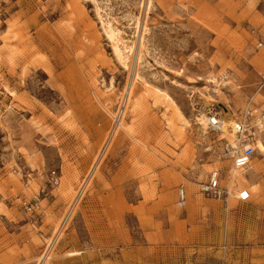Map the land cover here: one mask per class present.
Instances as JSON below:
<instances>
[{"label":"rangeland","instance_id":"374dc122","mask_svg":"<svg viewBox=\"0 0 264 264\" xmlns=\"http://www.w3.org/2000/svg\"><path fill=\"white\" fill-rule=\"evenodd\" d=\"M150 1L0 0V264H38L70 210L47 264H264V155L248 201L203 195L212 170L228 190L230 159L196 120L254 92L264 0ZM102 21L133 46L127 67ZM135 76L180 115L137 80L127 96Z\"/></svg>","mask_w":264,"mask_h":264},{"label":"built area","instance_id":"2783aa9c","mask_svg":"<svg viewBox=\"0 0 264 264\" xmlns=\"http://www.w3.org/2000/svg\"><path fill=\"white\" fill-rule=\"evenodd\" d=\"M208 84L213 88L224 87L227 82V75L224 73L213 74L207 79ZM264 90V73L259 74L256 92L245 101L243 111L233 116L232 131L235 136V145L225 142L222 154H226L231 164L236 169H245L249 166L255 152L256 137L264 135V100L256 98L257 94ZM261 97V96H260ZM198 124L205 131H215L221 122L218 112L209 111L203 122ZM200 192L212 198L220 199L228 190L220 185V173L218 170L211 171L208 179L200 185ZM178 199L184 201L186 191L180 186L177 191ZM238 201L244 202L250 199V192L247 188H241L234 196Z\"/></svg>","mask_w":264,"mask_h":264},{"label":"bare ground","instance_id":"6f19581e","mask_svg":"<svg viewBox=\"0 0 264 264\" xmlns=\"http://www.w3.org/2000/svg\"><path fill=\"white\" fill-rule=\"evenodd\" d=\"M157 1H162V0H157ZM148 3L151 4V1L148 0ZM103 25L106 24V28H105V34L107 39L109 40V42L111 43V47H112V52L115 55V57L125 66L127 67L128 64L126 63V60L129 58V56H131L134 52L133 46L132 45H126L124 43V41L122 40V38L119 36L118 32L116 29H114V27L111 26V24L109 22H101ZM137 23H136V27H137ZM142 39H143V35L141 34L140 39L138 40L139 43V47L141 50L142 47ZM140 50L137 52L136 55V59L135 60H139V55H140ZM135 57V55H134ZM137 81H139L145 92H152L156 98V102L158 104H162L164 107L172 108L173 110V115L174 116H179L180 115V110H178V108L176 107V105L174 104L173 100H171V98L165 94L164 92L160 91V90H151L150 86H148L147 83L143 82V80L138 76H135L134 80L131 82V84L129 85L128 89H127V96L128 94L130 95V92L132 91V87L134 86V83ZM190 83L195 82L194 80L189 81ZM205 102L206 104H211L212 102L214 103V99L211 96H205ZM105 108V107H104ZM105 110H107L105 108ZM208 110V109H207ZM108 112V111H107ZM209 112V110H208ZM207 112V113H208ZM108 114H110L108 112ZM200 117L196 120L202 121L204 120V118L206 117V112L205 113H200ZM110 116H112L114 118V120L116 121V127H123V124L121 123V121L117 120L113 115L110 114ZM220 126L218 129H216L215 131L218 133L219 135V140H223L225 139L229 144L231 145H235V136L233 134L232 131V125H233V115L230 113L225 114V116L223 118H220ZM208 131H204V134H207ZM108 142V136L106 138L105 144ZM105 144H103L101 150L99 151L95 161H94V165L93 167H95L97 164V161L101 158V156L104 153V146ZM255 147L258 153H260L261 155H264V135H259L258 137H256V143H255ZM220 157H226V154H221ZM225 164L228 163L229 168L226 171V175H225V180L227 182V187H228V193L231 192V190H239L241 189L242 186H247V183L249 184L248 180L245 178L246 175V171L244 169H236L233 167L232 164H230V161H225ZM259 168V165H256L255 168L251 169V174H253L255 171H257V169ZM214 171V170H212ZM210 173V172H209ZM90 179V178H89ZM89 181V180H88ZM248 188L250 190L251 193H256L258 190L255 186H253L252 184L248 185ZM238 192V191H237ZM229 195V194H228ZM71 214V210L69 211L68 216L65 218H63V221L57 226V229L55 231V240L54 242H50L48 243V245L46 246V251L38 257L39 262L38 264H47L48 260L52 257V248L54 243L60 238V235L62 233V229L65 225V223L67 222L69 216ZM80 251H67L65 256L66 257H74L79 255ZM58 257V256H57ZM60 261V259H59Z\"/></svg>","mask_w":264,"mask_h":264},{"label":"crops","instance_id":"0c3cea01","mask_svg":"<svg viewBox=\"0 0 264 264\" xmlns=\"http://www.w3.org/2000/svg\"><path fill=\"white\" fill-rule=\"evenodd\" d=\"M256 87H257V85H256ZM255 92H256V88H255L254 92L250 96H252ZM256 96H257L256 98H259V99L262 98V100H264V90L260 92V96L261 97L259 96V94H257Z\"/></svg>","mask_w":264,"mask_h":264}]
</instances>
